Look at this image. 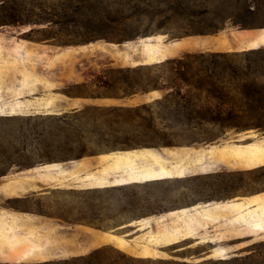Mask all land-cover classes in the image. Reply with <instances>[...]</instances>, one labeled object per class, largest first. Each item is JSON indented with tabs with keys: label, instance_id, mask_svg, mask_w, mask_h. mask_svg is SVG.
Wrapping results in <instances>:
<instances>
[{
	"label": "rangeland",
	"instance_id": "374dc122",
	"mask_svg": "<svg viewBox=\"0 0 264 264\" xmlns=\"http://www.w3.org/2000/svg\"><path fill=\"white\" fill-rule=\"evenodd\" d=\"M71 1L0 0V264H264V0Z\"/></svg>",
	"mask_w": 264,
	"mask_h": 264
},
{
	"label": "trees",
	"instance_id": "16d2710c",
	"mask_svg": "<svg viewBox=\"0 0 264 264\" xmlns=\"http://www.w3.org/2000/svg\"><path fill=\"white\" fill-rule=\"evenodd\" d=\"M86 1L88 0H73L70 3V7L73 8L72 12H70L71 10L68 9L70 8L69 6H67L66 9H64V11L62 12V16H64V18L66 19H70L73 21H79L78 19L74 18V16L77 13H85V12H81V8H83V3H86ZM119 13L118 11H114ZM136 11L134 12V14H128V15H121V16H117V14L115 13V15L111 14V17L109 18V21H111L112 23L115 24H120L122 21H131V19H133V15H135ZM87 18H85L86 20ZM82 20V18H81ZM95 20H98V18H96ZM93 21V20H92ZM24 22H29V23H36L38 22L35 19H29L26 20ZM1 23H6L4 20H1ZM94 38H106L108 39V37L105 36H100V35H95L93 36ZM129 37V36H128ZM123 39V38H113L110 37L109 39ZM72 42V41H71ZM180 59H168V61L166 62H178ZM183 78V77H182ZM185 79V78H183ZM186 94V93H185ZM185 94H182L180 96H185ZM214 98H217L216 102H212L211 100L208 102V104L206 105V114L202 115V119L204 121H208V122H213V123H218L219 125H223V126H234V127H248V126H263L262 123L260 122H243L240 121L239 119H237L239 117V115H236V113L234 111H237V109H241L243 108V104L242 103H238V100H235L233 98H228L226 97H222V96H218V95H213ZM187 102L189 101V98H186ZM260 106L258 107H264V103L263 104H259ZM249 107V106H248ZM120 258H115L113 260H106V258L102 255V251L101 250H95L93 252H91L89 255H87L86 257H78L75 258V261L77 262L76 264H123L121 262Z\"/></svg>",
	"mask_w": 264,
	"mask_h": 264
},
{
	"label": "crops",
	"instance_id": "0c3cea01",
	"mask_svg": "<svg viewBox=\"0 0 264 264\" xmlns=\"http://www.w3.org/2000/svg\"><path fill=\"white\" fill-rule=\"evenodd\" d=\"M61 65L60 63H55V66H53L52 69H49L47 66V70L46 71H41V80L45 79L40 86V90L41 92L45 93L48 91L49 88H45L44 84L47 83L48 87L49 86H55V87H60L61 85L63 86L65 84L64 80H62V77L60 76V72L63 70L65 72H61L62 74L67 73V69L66 68H62L59 66ZM32 69V68H30ZM54 69H56L57 71H53ZM58 75V76H57ZM69 77L72 76V73L68 74ZM52 79V80H51ZM64 79V78H63ZM51 80V81H50ZM61 80V81H60ZM25 84V86H31L34 84L33 82H30L29 80L24 81L23 82ZM22 83V84H23ZM35 85H38V83H36ZM29 88V87H28ZM27 90V88H25ZM61 92H63L61 90ZM60 96H58L57 99V104L61 105V109H67V108H77L80 107L84 104H88V103H92V104H105V105H112V104H123V105H130V104H134L140 101V96L137 95H133L130 97H112V96H99V97H87V96H83V95H65V97H63L61 95V93H58ZM149 95H157V92H151ZM149 96V97H152ZM63 97V98H62Z\"/></svg>",
	"mask_w": 264,
	"mask_h": 264
}]
</instances>
